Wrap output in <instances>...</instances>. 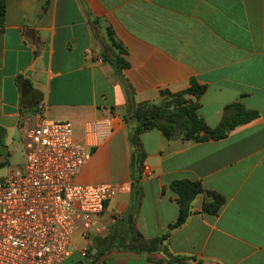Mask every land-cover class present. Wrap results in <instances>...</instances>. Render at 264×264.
I'll list each match as a JSON object with an SVG mask.
<instances>
[{"label":"crops","instance_id":"obj_1","mask_svg":"<svg viewBox=\"0 0 264 264\" xmlns=\"http://www.w3.org/2000/svg\"><path fill=\"white\" fill-rule=\"evenodd\" d=\"M109 30L125 50L123 73L138 103L163 104L169 98L163 92H182L195 78L207 85L198 113L210 127L233 102L260 114L218 140H171L157 128L142 133L146 158L138 167L143 197L136 228L145 238L164 233L179 215L170 183L200 180L225 203L216 215L203 213L206 197L198 196L192 215L171 232L170 250L199 264H264V0H6L0 127L9 156L10 147L18 139L24 146L27 132L41 123L70 122L80 143L93 126L100 144L75 182L119 187L99 216V231L83 235L78 255L65 264L88 256L96 238L126 232L136 173L126 92L103 59L114 50ZM163 258L113 247L104 260L167 264Z\"/></svg>","mask_w":264,"mask_h":264},{"label":"built area","instance_id":"obj_2","mask_svg":"<svg viewBox=\"0 0 264 264\" xmlns=\"http://www.w3.org/2000/svg\"><path fill=\"white\" fill-rule=\"evenodd\" d=\"M99 144L93 126L76 142L67 121L27 132L23 164L0 169V264H65L75 229L99 231V216L119 187L75 182Z\"/></svg>","mask_w":264,"mask_h":264},{"label":"trees","instance_id":"obj_3","mask_svg":"<svg viewBox=\"0 0 264 264\" xmlns=\"http://www.w3.org/2000/svg\"><path fill=\"white\" fill-rule=\"evenodd\" d=\"M5 20L6 0H0V29L4 27ZM109 37L114 50L113 53L105 54L103 59L114 67L126 92L127 112L124 121L132 147L131 168L136 175L134 174L130 208L124 218L125 234L96 238L94 247L88 254L89 261H80L74 264H105L104 257L113 247L150 254L162 253L164 255L162 261L167 264H192L193 262L199 264L194 256L173 253L167 240L171 232L185 224L192 215L194 212L193 202L198 196L205 195L202 212L211 215L218 214L225 203V198L216 191L206 189L200 180L174 179L170 183V188L177 195L179 215L175 221L168 225L164 233L154 238H145L136 228L135 221L143 197L142 173L138 172V167L143 166L146 158L141 134L157 128L171 140L178 138L197 142L210 139L218 140L227 137L238 126L258 118L260 114L256 110L247 108L241 102H233L225 106L220 123L216 127H210L198 113L199 99L206 91L207 85L199 83L195 78L191 80L190 87L182 92L175 94L163 92L164 95H169L168 100L163 104L138 103L135 89L123 73V70L128 67V62L123 57L125 50L114 39L110 30ZM187 95L193 98L187 99ZM5 138L6 130L0 127V169L9 163ZM124 228L121 226L119 230L122 232Z\"/></svg>","mask_w":264,"mask_h":264},{"label":"rangeland","instance_id":"obj_4","mask_svg":"<svg viewBox=\"0 0 264 264\" xmlns=\"http://www.w3.org/2000/svg\"><path fill=\"white\" fill-rule=\"evenodd\" d=\"M17 142L19 143L18 146L14 147L13 145L10 147V156L8 158L9 163L6 164L5 167L1 168V172L5 173L8 170L9 166H21L23 162L25 161V150L24 146H22L21 139H18ZM71 239H72V245L71 249L75 254L74 258L78 255V250L79 248L82 247V241L84 240L83 237V230L81 228L75 229L72 234H71ZM89 256H86L84 259L81 261L88 262L89 261Z\"/></svg>","mask_w":264,"mask_h":264}]
</instances>
